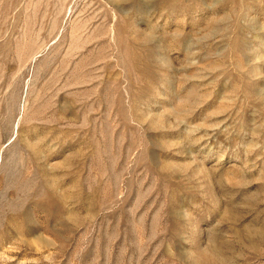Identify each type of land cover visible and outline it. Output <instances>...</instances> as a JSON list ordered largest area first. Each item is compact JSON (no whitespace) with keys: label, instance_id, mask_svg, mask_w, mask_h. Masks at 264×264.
Listing matches in <instances>:
<instances>
[{"label":"rangeland","instance_id":"1","mask_svg":"<svg viewBox=\"0 0 264 264\" xmlns=\"http://www.w3.org/2000/svg\"><path fill=\"white\" fill-rule=\"evenodd\" d=\"M0 264H264V0H0Z\"/></svg>","mask_w":264,"mask_h":264}]
</instances>
